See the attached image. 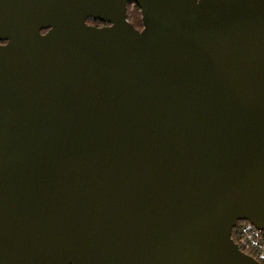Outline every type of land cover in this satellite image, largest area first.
<instances>
[{
    "label": "water",
    "instance_id": "obj_1",
    "mask_svg": "<svg viewBox=\"0 0 264 264\" xmlns=\"http://www.w3.org/2000/svg\"><path fill=\"white\" fill-rule=\"evenodd\" d=\"M240 220L264 229V0H0V264H260Z\"/></svg>",
    "mask_w": 264,
    "mask_h": 264
},
{
    "label": "built area",
    "instance_id": "obj_2",
    "mask_svg": "<svg viewBox=\"0 0 264 264\" xmlns=\"http://www.w3.org/2000/svg\"><path fill=\"white\" fill-rule=\"evenodd\" d=\"M235 224L233 229L237 230V238L234 241L238 247L264 264V229L256 228L247 220L237 221Z\"/></svg>",
    "mask_w": 264,
    "mask_h": 264
},
{
    "label": "rangeland",
    "instance_id": "obj_3",
    "mask_svg": "<svg viewBox=\"0 0 264 264\" xmlns=\"http://www.w3.org/2000/svg\"><path fill=\"white\" fill-rule=\"evenodd\" d=\"M136 3L135 2H131L129 5L127 4V12L126 14L128 15V20L130 22H135L138 24V21H140V25L137 26L138 28L142 27V21H141V13H140V8L139 6L136 8ZM90 23V22H89ZM102 23V22H101ZM90 24H94V25H100L99 22H91Z\"/></svg>",
    "mask_w": 264,
    "mask_h": 264
},
{
    "label": "trees",
    "instance_id": "obj_4",
    "mask_svg": "<svg viewBox=\"0 0 264 264\" xmlns=\"http://www.w3.org/2000/svg\"><path fill=\"white\" fill-rule=\"evenodd\" d=\"M132 1H129L127 4L129 5L130 3H131ZM136 5V8L138 7L137 6V4H135ZM127 18H128V15H127ZM87 22L89 23H91V22H99V23H101V21H99V20H94V19H91V18H88L87 19ZM132 23V22H131ZM135 27H137V26H139L140 25V21H138V24L137 23H135V22H133L132 23ZM44 30H42V32H43ZM241 221V220H240ZM231 236H232V238H233V240H236V238H237V230H236V228H234V229H232V233H231Z\"/></svg>",
    "mask_w": 264,
    "mask_h": 264
},
{
    "label": "flooded vegetation",
    "instance_id": "obj_5",
    "mask_svg": "<svg viewBox=\"0 0 264 264\" xmlns=\"http://www.w3.org/2000/svg\"><path fill=\"white\" fill-rule=\"evenodd\" d=\"M104 24H107V23H103V22H102V23H100V25H104ZM100 25H99V26H100ZM137 28H138V27H137ZM140 28H141V27H140ZM140 28H139V29H140Z\"/></svg>",
    "mask_w": 264,
    "mask_h": 264
}]
</instances>
